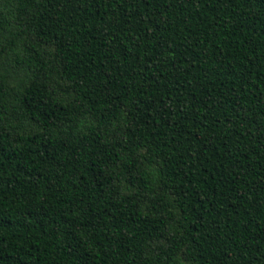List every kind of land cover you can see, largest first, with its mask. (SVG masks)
<instances>
[{
  "label": "trees",
  "instance_id": "obj_1",
  "mask_svg": "<svg viewBox=\"0 0 264 264\" xmlns=\"http://www.w3.org/2000/svg\"><path fill=\"white\" fill-rule=\"evenodd\" d=\"M0 264H264V0H0Z\"/></svg>",
  "mask_w": 264,
  "mask_h": 264
},
{
  "label": "rangeland",
  "instance_id": "obj_2",
  "mask_svg": "<svg viewBox=\"0 0 264 264\" xmlns=\"http://www.w3.org/2000/svg\"><path fill=\"white\" fill-rule=\"evenodd\" d=\"M13 58L11 56H8L7 59L5 58V62L12 61Z\"/></svg>",
  "mask_w": 264,
  "mask_h": 264
}]
</instances>
